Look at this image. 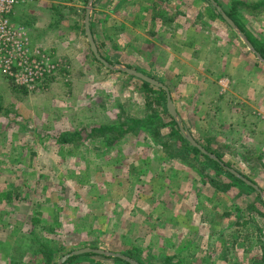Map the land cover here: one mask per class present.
I'll return each mask as SVG.
<instances>
[{
	"label": "rangeland",
	"instance_id": "1",
	"mask_svg": "<svg viewBox=\"0 0 264 264\" xmlns=\"http://www.w3.org/2000/svg\"><path fill=\"white\" fill-rule=\"evenodd\" d=\"M242 1L220 0L228 11L239 9L243 23L259 32L249 19L260 18L262 9ZM24 6L42 23L37 29L44 34L37 37L36 45L58 64V76L47 81L49 87L44 85L51 92L53 86V93L45 91L40 96L42 91L29 93L0 76V264H59L84 249L112 256L80 255L64 264H123L118 257L143 264H264V149L254 140L255 136L264 138V121L251 107L236 109L240 103L218 111L228 104V95L216 94L213 86L202 93L199 88L183 89L185 84L196 85L192 82L195 71L166 78L167 68H162L163 47L170 39H174L173 48L187 44L192 61H203L206 56H214L215 61L217 52L209 40H217L220 29L225 30L229 54L250 62L252 55L238 33L217 17L215 6L208 0H29ZM89 10L99 55L110 67L95 58L87 41ZM31 20L24 23L27 28ZM196 38L201 39L200 46ZM254 61L251 70L264 75L261 61ZM123 69L136 70L165 85L179 118H185L182 124L197 141L260 192L246 183L234 186L224 171L189 152L171 132L165 112L159 115L166 125L162 118L161 122L153 118L159 110L147 102L142 83ZM261 77L240 80L236 75L232 83L236 95L230 97L241 102L240 98L262 95ZM255 87L259 90L254 95L251 89ZM261 97L263 104L258 108L264 114V94ZM50 120L55 121L53 126ZM104 121L118 123L121 132L108 131L102 140L100 134H91L90 127ZM66 130L81 131L84 136L57 144L56 137ZM110 148L124 154L123 158L118 154L123 161L118 170L101 166V156ZM138 156L145 165L139 161L135 176L140 180L131 183L124 172L133 171L130 164ZM151 159L159 167L148 165ZM170 171L174 175L171 184L167 181ZM147 172L165 180L162 185H174L171 200H193V208L197 204L202 214L201 237L198 230L180 236L185 232L179 220L149 223L147 216H140L136 221L139 217L131 208L120 220L122 215L113 212L120 195L127 198L124 206L128 207L140 185H161L160 181L148 183ZM162 226L167 234L174 227L172 233L179 238L172 237L170 242L162 235Z\"/></svg>",
	"mask_w": 264,
	"mask_h": 264
},
{
	"label": "crops",
	"instance_id": "2",
	"mask_svg": "<svg viewBox=\"0 0 264 264\" xmlns=\"http://www.w3.org/2000/svg\"><path fill=\"white\" fill-rule=\"evenodd\" d=\"M208 2H211V1L208 0ZM242 2H243V5H249V6H252L253 8L262 9V16H260V18L249 19V22L251 23V25L254 26L252 28L255 31L257 30L259 32L250 31L251 29H249L247 24L243 23V21L240 18V10L239 9H236L234 7V8H232L230 10V12L233 11L235 14H237L239 20L244 25V27L247 30H249L254 37H256L259 41H261V43L264 44V0H243ZM218 5L220 6V3H218ZM220 7L224 11L223 7L222 6H220ZM215 9H216V7H215ZM216 13L221 15V13H219V11L217 9H216ZM29 14L27 13V8H25V6H20L17 9V14L15 16L14 21L17 24L24 25V23L27 22L26 20L32 19L31 20L32 21V25L28 24L29 28H27L24 25L25 28H27L26 30H27V33H28L29 38H30L29 39L30 40V45H31L32 49H34V50L35 49H40V50L45 51L44 49H42L40 47H37V45H36L37 42H38L36 40L37 37H39L40 34H44L42 29H37V28H40V26H42V23L39 22V20L37 19V16L33 15L30 12H29ZM226 15H227V13H226ZM213 17H214L213 19L217 18L216 15H214V14H213ZM221 17H222V15H221ZM218 18H217V20H218ZM220 20L228 25V23L224 20L223 17ZM25 24H27V23H25ZM228 26L230 27L231 32L233 31L235 33L236 32L238 33L237 36L243 42V44L245 45V48L247 49L248 54L252 55L251 57L253 59H251V57H250L249 58L250 62L247 63V61H246L247 57H243V59H240L239 58L240 56H236V55H234V53L229 54L230 53V49L227 48V43H226L227 39H224V36H223L225 34V30L223 31V29H222V31H221V29H220V33H219V35H217L218 39L214 40L215 43H214V41H210L209 40V42H211L210 43L211 46H213L212 47L213 50L217 52V54L215 55V58H216L215 61H212L214 56H211V58L207 57V56L203 57V61L199 60V59H196V60L192 61L191 60L192 56L189 53V50H187V48H186L187 44L182 43V45L180 44L179 47L175 46L173 48V45H172L171 42H174V39L168 40V43L165 45L166 47L165 46L163 47V58L161 59V61L163 63L162 68H167V72H168V74H164V76H166V78L167 77L171 78L172 76H174V77L175 76L184 77V72L195 71L196 72V77H194L192 82L194 81L196 83V85L190 84V85L186 86L187 84H185V85L181 84L183 89L186 88V90L188 92H192L193 89L196 90L197 88H199V90L202 93V91H203V89L205 87L210 89L213 86L214 92L216 94H219L221 96H223V94H224V96L228 95L226 97V100L228 101V104L227 105H223V106L220 104L219 108H221V106H222V108L219 109L218 111H221V110H224V109L227 110L228 106H229V109H230V106L236 107V104L240 103L241 106H239L236 109H240V110L242 109L243 110V109H250L249 107H251V109L253 110L254 114L258 115L260 117V119L264 121V114L262 112H260V110H259L260 108H258V107H260V104H263V102H262L263 101V97H261V96L264 94V91H263L262 95H260L259 93H258V95H255V90L256 91L259 90L258 87H255V89H251L252 93L255 95L254 99H252V98H250L248 96L247 97L248 99L240 98L242 100L241 102L240 101H235L234 97H230L231 94H232L231 96L236 95V93L233 92L234 86L232 85L233 80L236 77V75H237V78L240 79V80H241V78H244V77H249V78L253 77L254 79L258 78V80H259V78L261 76H262L261 78H264V75H261L259 72L251 70L252 69L251 68L252 67L251 63L256 62L254 60H258V59L261 61V63H259V64H261V66L263 67V70H264V59L255 50V48L253 47V45L251 43L250 44L252 45L253 50H251L246 45V43H245V41H244L242 36H244L247 40H248V38L246 37V35L244 33H242L240 31L239 28H238V30H239V32H238V31L232 29V27L230 25H228ZM163 30L164 29H162V31ZM196 37H200V36L196 35ZM196 39H198V42H199L198 45L200 46L201 39L200 38H196ZM164 40H166V39L164 38ZM87 41H88V38H87ZM194 46H196V41H194ZM201 46H203V45H201ZM44 48L47 49L46 47H44ZM45 52H47V51H45ZM152 58H153V61H154V53H152ZM187 59H188V61H187ZM157 61H158V57L156 59V63H157ZM158 63H160V62H158ZM172 70H176V71H174V73H171ZM0 76L4 77L1 72H0ZM56 76H58L57 73L55 75H53L49 80L53 81V79ZM129 76H131V75H129ZM145 76H148V75H145ZM132 77H134V76H132ZM150 78H152V77L150 76ZM190 78H191V76L186 77L184 82L188 83V80ZM138 80H140V79H138ZM47 84H48V82H44L37 90H35L33 92L38 94L39 92L42 91L41 94H39V96L42 95V93H45V91H49L50 93H53V91H54L53 86H52V92H51L50 88H48L49 84L48 85ZM44 85L45 86L47 85L48 87H45V89H44ZM246 87H249V86H246ZM42 89H44V90H42ZM38 90H39V92H38ZM25 91H27V90H25ZM180 91H182V89H180ZM27 92L33 93V92H30V91H27ZM169 93H170V97H171V91L170 90H169ZM248 100H252V101H248ZM215 103H216V101H215ZM232 103H234V104H232ZM167 104L168 103L166 102V107H167ZM19 106H20V104H19ZM174 106L176 108V105H174ZM42 109L45 110L46 108L43 107ZM20 110H21V112H24L23 109H20ZM53 110H55V108ZM59 110H60V107H57L56 111L59 112ZM162 111L164 112V110H162ZM167 111H168V108H167ZM176 111H177V108H176ZM168 113H169V111H168ZM71 114H73V115L76 114L75 110L71 109ZM177 114H178V111H177ZM169 115H170V113H169ZM25 116H28L29 118H31V115H26V113H25ZM52 118H54V117H52ZM163 119L164 120H162V124L166 125L167 121H165V118H163ZM168 119L171 121L170 118H168ZM183 120H185L184 117H183ZM183 120L181 119L182 123H183ZM151 121H152V119H151ZM88 122H90V121H88ZM49 124H51V126H53L55 124V121L50 120ZM130 127L134 128L133 125L130 126ZM178 127H179V125H178ZM90 128H88V129L91 130V131L89 130L91 132V134H96V133L100 134L99 135V139H101V140L103 139L102 136L105 135L106 132L108 133V131L109 132L113 131L115 133L121 132V128L118 126V123H110V122H106V121L101 122L99 125H93ZM179 129H180V127H179ZM186 130L197 141V139L195 138L194 134L188 128H186ZM66 131H68V132L60 133V136L56 137V141L58 142L57 144L61 143V142H59V138L62 137V136H67L68 138H71L74 134H79L78 138H81V136H84V135H82L81 131H71V130H66ZM132 136H133V138H135V135H132ZM51 138L55 139L52 135H51ZM254 140H256L258 142H261L262 146H263V149H264V138L255 136ZM197 142L199 143V141H197ZM118 154H121L122 158H123L124 154L121 152L120 149H117V148L116 149L110 148L108 151L104 152V154L101 156V160H102V165L101 166H102V168H104V169L113 168L114 170H118L119 168L123 167V161H121L119 159ZM210 154H212V153H210ZM135 158H137V162H135L134 164L133 163L130 164V167L132 168L133 171H130V173L129 172H124L126 175H127V173L129 174L128 178H129L131 183L138 182L140 180L138 175H137V177L135 176L137 174V172H135V171H138L137 168H139L141 165H143V166L145 165V163H143V161H140L142 156L134 157V159ZM139 161H140L141 165H138ZM147 163H148V161H147ZM156 163H157V161H155L154 159H151V163L148 164V165L153 167V165H155ZM223 164L224 163H222V165ZM148 165H146V167ZM224 166H226V165L224 164L223 167ZM146 167L144 169H147ZM156 167H159V163H157ZM120 170H122V169H120ZM159 171H160V169H159ZM160 173L161 172H159L158 175H160ZM168 173H170V175L167 177V181L171 184L173 182L172 177H174V175H173V173L171 171L168 172ZM157 177H159V176L151 174V172L150 173L147 172L146 178H147V182L148 183L160 181L159 178H157ZM164 181L165 180H163L162 182H164ZM162 182L160 181L161 185H151V186L150 185H140V186H142V188L139 191H137V195H135L136 192L132 193V196H134V197H132L133 198L132 201H131V199L129 201L130 202L129 203L130 207H129V205H128V207L124 206V200H127V198L123 197L124 194L120 195L118 197L119 198L118 203L115 206V210H113V212H117L118 213L117 216L118 215H120V216L122 215L120 217V220H123V216L127 212L128 208H131L132 210H134L136 212V216L139 217L138 219H134L136 221H139L140 216H142L143 219H144L145 216H147L148 218L146 220L149 223H151L150 221H152L154 223H157L159 221H164V223H166V222L167 223H173V221L179 220L180 223L183 224L182 227H181V230L185 232L184 235H183V233H180L179 234L180 236H184V237L185 236H190L192 231H194V233H195L198 230L199 231L198 235H199V237H201L202 236L201 228H202V224H203L201 222L202 221V214H201V211L197 210V208H196L197 204H195L194 208H193L192 207L193 200H191L190 202L183 201V203H181V202L177 203V202L171 200L172 194L174 193L173 191L175 190L174 189V185H169V183H168V185H162ZM136 186H138V185H136ZM116 189H117V186H116ZM183 194H184V192H183ZM136 196H137L138 199H135ZM142 197H146L147 198L146 201L145 200H143L144 202L143 201H138ZM61 198H63V197H61ZM148 200H150V202ZM120 205H121V208H120ZM196 213H198V215ZM149 215H152V217H150ZM197 219H198V221H197ZM193 223H195V227L194 228L192 227ZM197 224H198V227H197ZM136 228H137V231H138L139 230L138 223L136 225ZM155 229H156V227L154 228V230ZM161 230H163V232H164L162 234L163 236H166V237L170 238L169 239L170 242H171L172 237L179 238V235L176 236L175 234L172 233V231H174V227H171V228L167 229L168 230V234H167V231L165 230V226H162ZM169 232H171L172 234L169 233ZM157 235L159 236L160 233L157 234ZM157 235H155V236H157ZM194 235L196 236V234H194Z\"/></svg>",
	"mask_w": 264,
	"mask_h": 264
},
{
	"label": "built area",
	"instance_id": "3",
	"mask_svg": "<svg viewBox=\"0 0 264 264\" xmlns=\"http://www.w3.org/2000/svg\"><path fill=\"white\" fill-rule=\"evenodd\" d=\"M28 1L0 0V72L15 87L33 92L58 72V64L32 49L26 28L14 21Z\"/></svg>",
	"mask_w": 264,
	"mask_h": 264
},
{
	"label": "trees",
	"instance_id": "4",
	"mask_svg": "<svg viewBox=\"0 0 264 264\" xmlns=\"http://www.w3.org/2000/svg\"><path fill=\"white\" fill-rule=\"evenodd\" d=\"M216 2L220 3V6L223 7L224 11L227 13V15L232 19V21L238 26V28L240 29V31L242 33H244L246 35V37L248 38V40L250 41V43L253 45V47L255 48V50L262 56V58L264 59V44L261 43V41H259L256 37H254L252 35V33L247 30L244 25L241 23V21L239 20L237 14H235L233 11H228L225 7L224 4H222L219 0H215ZM217 17H219L220 19L222 18L221 15H219L218 13H216ZM98 49H100L99 46H97ZM142 85L144 86V89L146 90V92L148 93L147 98V102L150 104V101L156 106H154L155 108H157L159 110V113L157 112L158 115L153 116L157 118V120H159L161 122V120H163L162 117H160V115H164L163 113L165 112V117H168L171 119V122L169 123L172 127H171V132H173L174 135L179 136V141L181 144L185 145V148L191 152L193 155L195 156H202L204 157L209 163H211L213 165V167L216 168V170L218 169L219 171H224L229 178H231V181H233L234 186H241V185H246L244 181H242L241 179L235 177L233 174H231L229 171H227L225 169V167H223L222 162H221V158L217 155L216 157L218 158V160H214L212 158H210L209 156L203 155L201 153L200 150H198L197 148H194L183 136V134L181 133L178 124L176 123V121L169 115L168 111H167V107H166V102H167V95L165 93V91H163L162 89H157L156 87L150 85L147 82H144L142 80H139ZM162 110H164V112H161ZM161 112V113H160ZM160 114V115H159ZM155 115V114H154ZM162 118V119H161ZM155 119V118H154ZM161 119V120H160ZM152 123L154 122L153 120L151 121ZM169 125V126H170ZM79 134H74L73 137L68 138L67 136H62L59 138V142L65 144V143H73L76 141V139L78 138ZM206 150L209 153H213L212 150L210 148H206ZM226 166L229 167V165L226 164ZM217 170V171H218ZM247 186V185H246ZM43 248V247H42ZM42 251H44V254H48L44 249H42ZM41 251V252H42ZM96 255L94 253H88L85 254L83 256L87 257L90 255ZM131 255V254H130ZM77 256L72 257L71 259H69L66 263H68L69 261H72L74 259H76ZM132 258V257H131ZM117 261H119L120 263L123 264H129V262L127 263V261L123 260L122 258H118ZM139 264H143L139 261Z\"/></svg>",
	"mask_w": 264,
	"mask_h": 264
},
{
	"label": "water",
	"instance_id": "5",
	"mask_svg": "<svg viewBox=\"0 0 264 264\" xmlns=\"http://www.w3.org/2000/svg\"><path fill=\"white\" fill-rule=\"evenodd\" d=\"M94 1V0H92ZM212 2V4L216 7V9L219 11V13H221L222 17L224 18V20L228 23V25H230L232 27V29L236 30L239 32L238 27L236 26V24L226 15V13L222 10V8L218 5L217 2H215L214 0H209ZM90 10L88 11L87 14V20H86V35L89 41V44L91 46L92 52L95 56V58L101 62L102 64H104L106 67H110L109 63L107 61H105L103 58H101V56L99 55V50L98 47L94 41L93 35H92V31L90 28ZM246 45L253 50L252 45L250 44V42L244 37L242 36ZM124 72H126L127 74L134 76L144 82L149 83L150 85L158 88V89H163L166 94H167V108L168 111L170 113V115L176 120V122L178 123L180 130L182 132V134L184 135V137L186 138V140L194 147L197 148L198 150L201 151L202 154L209 156L210 158L214 159V160H218L214 155L210 154L204 147H202L193 137L192 135L186 130V128L183 126L181 119L179 118L176 108L174 106V103L171 100L170 97V93L169 90L166 86H164L162 83H160L159 81L150 78L148 76H145L144 74L136 71V70H132V69H123ZM224 165V164H223ZM225 169L227 171H229L231 174H233L235 177L241 179L242 181H244L248 186L254 188L256 191L260 192V190L258 189V187L256 185H254L251 181L243 178L238 172L234 171L231 168H228L226 166H224ZM88 253H94V254H98V255H108V256H112L111 254H108L106 252L103 251H99V250H92V249H84L81 251H76L74 253H72L69 256L64 257L59 264H64L65 262H67L71 257L74 256H80V255H84V254H88ZM118 258H122L123 260L129 262L130 264H139L138 262L134 261V260H130L126 257H118Z\"/></svg>",
	"mask_w": 264,
	"mask_h": 264
}]
</instances>
